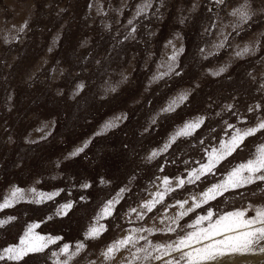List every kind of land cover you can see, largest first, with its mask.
<instances>
[{
	"label": "rangeland",
	"instance_id": "obj_1",
	"mask_svg": "<svg viewBox=\"0 0 264 264\" xmlns=\"http://www.w3.org/2000/svg\"><path fill=\"white\" fill-rule=\"evenodd\" d=\"M245 4L251 18L240 23L232 13ZM181 95L187 99L165 111ZM201 117L192 135L170 143L186 122ZM261 119L264 0H0V201L14 188L25 193L0 211V220L14 217L0 226V251L18 243L31 223L62 240L20 264H52V251L77 242L86 247L71 264H122L135 249L111 260L102 253L135 228L163 229L143 233L154 243L176 239L183 231L168 234L167 227L179 203L187 200L188 208L250 158L264 144V131L223 160L215 176L183 187L177 179L187 180L206 162L229 138L230 125L255 126ZM153 152L158 155L149 159ZM164 178L174 190L148 212L142 205L163 191ZM32 189L57 195L36 203ZM109 200L116 201L112 214L99 220L107 230L85 239ZM66 203L72 207L57 214ZM249 204L264 205V183L229 191L180 223L207 208L225 212ZM255 255L264 254L232 257Z\"/></svg>",
	"mask_w": 264,
	"mask_h": 264
},
{
	"label": "snow or ice",
	"instance_id": "obj_2",
	"mask_svg": "<svg viewBox=\"0 0 264 264\" xmlns=\"http://www.w3.org/2000/svg\"><path fill=\"white\" fill-rule=\"evenodd\" d=\"M224 2L225 0H215L216 4H223ZM149 6L146 3L139 12H143ZM232 15L237 17L240 23H246L251 18L247 4L236 9ZM129 23L131 24L132 21H129ZM248 51L249 49L245 48L242 52H238L237 55H242ZM170 59L175 61L176 53ZM168 67L169 71H171L173 66L169 65ZM220 71L222 72L224 69H220ZM186 99V95L179 96L177 100L172 101L165 111H172L178 102H183ZM202 123V117L195 121L186 122L174 133L170 143L175 142L179 137L192 135L194 130L199 128ZM242 123L246 124L243 121ZM113 126L112 123L106 125L107 128ZM229 128V138L226 141L220 142L218 147L211 149L207 154L206 162L202 161L198 168H193L188 173L187 180L183 178L177 179L179 187H183L185 184H194L200 181L202 177L210 174L215 176L217 174L216 169L223 160L227 159L238 148L244 145L246 139L255 136L258 132L264 131V119L259 120L255 126L236 127L235 125H230ZM169 146V144H166L162 151L167 150ZM87 147L88 144L86 143L71 155L75 156L83 152ZM157 155L158 153L153 152L149 159ZM258 183H264V144L258 146L245 162L238 163L223 174L217 182L212 183L206 190H202L201 193L194 196L192 198L193 202L188 208H185V205L188 204L187 200L179 203L181 211L169 218L170 224L167 227V233H176L177 229H181L183 231L182 235H178L176 239L170 242L154 243L143 233L154 235L157 231H164L163 229L135 228L129 230V234L123 238L113 241L107 246L106 251L102 255L105 260H111L122 250L135 249V251L131 252V259L124 257L122 264H152V262L164 260L166 256L170 257V259L164 260V264H221L222 261H225L226 257L230 258L238 254H264V205L257 207L249 204L246 207L225 212H214L211 208H207L206 214L196 215L195 219L190 223L183 225L180 223L189 213L204 208V206L223 196L225 193ZM163 184L165 185L163 191H157L154 194L155 198L146 201L142 205V208L151 212L155 204L163 201L165 194L170 190H174L170 187L171 182L168 178L163 179ZM31 191L36 197V203H41L45 199L51 200L57 195V193L46 194L37 192L35 189ZM121 191L124 190L122 189ZM24 199V191L20 188H14L9 195L0 201V211L11 208ZM115 203L116 201L109 200L104 205L96 222L85 232V239H97L107 230L104 224L99 223V220L101 218L106 219L112 214ZM71 207V204L66 203L61 206L57 214H66V211ZM132 211L135 212L136 210L133 209ZM249 212L254 214L249 216ZM137 218L142 220L143 213H138ZM12 219L14 217L0 220V226H3ZM39 227L38 223L27 225V230L20 236L18 243L5 247L0 251V262L20 264L29 254L44 252L51 245H56L62 240L60 236L40 234L36 231ZM141 241H144V243L140 244ZM85 247L83 242H77L74 248L69 243H63L59 246L58 251L50 253V257L53 258L52 264H71L72 260Z\"/></svg>",
	"mask_w": 264,
	"mask_h": 264
},
{
	"label": "bare ground",
	"instance_id": "obj_3",
	"mask_svg": "<svg viewBox=\"0 0 264 264\" xmlns=\"http://www.w3.org/2000/svg\"><path fill=\"white\" fill-rule=\"evenodd\" d=\"M236 257H226V264H264V255H255V256H244L240 257L238 260ZM225 261H222L221 264H225Z\"/></svg>",
	"mask_w": 264,
	"mask_h": 264
}]
</instances>
